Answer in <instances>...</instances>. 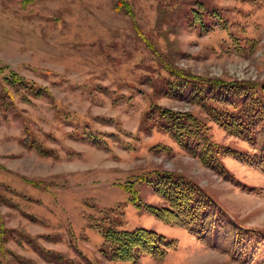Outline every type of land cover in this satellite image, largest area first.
Wrapping results in <instances>:
<instances>
[{"label":"rangeland","instance_id":"rangeland-1","mask_svg":"<svg viewBox=\"0 0 264 264\" xmlns=\"http://www.w3.org/2000/svg\"><path fill=\"white\" fill-rule=\"evenodd\" d=\"M13 73L29 89L9 84ZM217 79L242 95L207 84ZM155 107L198 118L219 167L159 128ZM243 113L260 138L264 0H0V264H264V169L249 163L260 143L218 121ZM232 151L242 161L223 157ZM156 173L197 184L229 226L208 243L137 208L128 186L166 205L142 181ZM109 227L176 244L112 261Z\"/></svg>","mask_w":264,"mask_h":264},{"label":"trees","instance_id":"trees-1","mask_svg":"<svg viewBox=\"0 0 264 264\" xmlns=\"http://www.w3.org/2000/svg\"><path fill=\"white\" fill-rule=\"evenodd\" d=\"M129 6L128 3L122 1L118 4L116 10L121 11L124 9L130 15L131 10ZM170 72L173 73L172 75H174L177 80L180 79L177 83H181L182 85H184L183 83H189L188 77L181 72H176L172 69H170ZM5 79L13 86L29 89L27 82L20 77H16L15 73ZM207 84L217 90H222L227 94L231 91H239V95H242L243 93L241 87L223 82L222 80L217 79L211 83L207 82ZM43 91L44 90L39 89L33 93L34 95L41 96ZM196 93L198 94V91H196ZM196 99L200 100L199 97ZM151 115H156V123L159 128L165 132L171 133L175 141L180 145L189 148L192 143L201 147V150L198 152L197 150L195 151L199 155L203 164L211 167L218 166L217 160L218 158H221L219 155L220 152L214 153V151L210 149L212 145L209 143L208 137L206 136V126L193 114L155 107V110ZM247 115L248 114L243 113L241 119L235 116H225L223 114L220 116L221 118H218V121L229 134L243 140L250 141L253 139L260 143L259 154L252 158L250 157L251 160L249 163L255 168L263 170L264 133L258 138L251 132L250 129L253 125L250 121L246 122ZM224 156H230L236 160L242 161V152H226L223 154V157ZM226 173L222 174L226 177ZM142 181L152 184L155 193L160 194L165 200V206L157 207L142 204L133 187L126 186L127 191L130 193L132 197L131 200L137 208H143L148 213L154 215L158 220L171 226L187 229L190 233L195 234L199 240L208 243L213 241V238L215 237V234L212 233L213 230L218 232L217 229L229 226H225L222 221H219L216 218L214 211L212 210L213 204L210 201L209 196L197 184L192 183L190 180L172 174L156 173L153 179L151 177L143 178ZM218 224H220V226H218ZM238 231V234H235V242L233 245L234 253L237 252V254L242 247H246L244 246V239L239 237L241 230L239 229ZM103 234L107 244L109 243V245H112V248L107 251V255L112 261L135 263L138 261L140 254H148L161 258L167 254L169 248L176 244V241H168L163 235L146 228H138L133 231H121L109 227L104 230Z\"/></svg>","mask_w":264,"mask_h":264}]
</instances>
